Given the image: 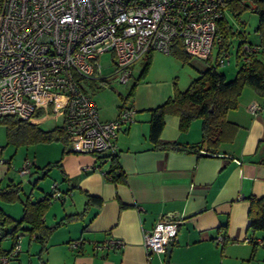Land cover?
I'll list each match as a JSON object with an SVG mask.
<instances>
[{
    "label": "crops",
    "instance_id": "0c3cea01",
    "mask_svg": "<svg viewBox=\"0 0 264 264\" xmlns=\"http://www.w3.org/2000/svg\"><path fill=\"white\" fill-rule=\"evenodd\" d=\"M149 56L145 75L139 76L143 67L140 59L145 60L147 54L133 64L131 85L136 83L132 94L127 100L114 101L116 106L110 111L101 110L93 99L94 91L90 92L102 121L115 119L122 104H129L135 111L134 119L119 130L116 138L124 181L107 180L103 172L109 160L99 164L95 153L70 149L61 156V148L56 158H47L51 142L30 143L29 158L23 146L9 142L0 130V186L10 181L20 183L21 200L28 195L39 199L44 194L37 196L33 189L42 176L40 167L61 157L60 165L55 166L60 170L59 182L51 186L68 193L63 198L56 193L52 196L60 204L50 202L43 221L52 226L66 215L81 213L54 228L47 238L46 250L40 254L41 243L31 238L26 224H21L20 231L30 237V254L25 260L18 258L20 241V251L11 258L18 261L13 264H165V254L148 255L143 244L144 231L164 217L181 219L172 239L169 264H241L249 257L254 242L260 240L256 255H264V231L248 229L246 200L248 195H264V110H248L251 103L264 101V96L249 86L243 88L237 107L226 113V119L237 127L235 134L220 145L216 155L155 149L148 136L149 109L172 97L175 87L184 90L204 64H198L197 74H189L186 82L180 73L184 67L172 54L152 51ZM235 60L223 66L228 67L224 72L227 78H232L239 66L240 61ZM89 86L94 89L96 85L91 82ZM129 88L118 94L125 98ZM39 119L43 120L41 116ZM200 139V119H193L187 130L181 131L178 116L165 115L160 140L195 144ZM24 160L29 162L30 171L22 174L19 170ZM87 195L100 198L101 204L98 206L95 200L87 203ZM218 235L223 237L220 246L214 241ZM111 238L121 239L123 245L98 246ZM72 241H78V245L70 246Z\"/></svg>",
    "mask_w": 264,
    "mask_h": 264
},
{
    "label": "built area",
    "instance_id": "2783aa9c",
    "mask_svg": "<svg viewBox=\"0 0 264 264\" xmlns=\"http://www.w3.org/2000/svg\"><path fill=\"white\" fill-rule=\"evenodd\" d=\"M231 1L0 0V116L30 119L40 109L44 115L62 112L72 151L116 153L118 132L135 111L123 106L115 119L100 120L88 84L101 78L127 83L139 58L152 51L169 53L176 38L187 54L205 59L220 41L217 21ZM105 52L111 53L108 75L99 62ZM248 110H264V101L251 103ZM29 171L24 160L19 172ZM180 222L164 217L145 230L146 253L165 254ZM5 236L0 229V240ZM214 241L221 245L223 237ZM122 245L121 239L111 238L98 246ZM19 251L17 236L11 249L0 248V264H8Z\"/></svg>",
    "mask_w": 264,
    "mask_h": 264
},
{
    "label": "trees",
    "instance_id": "16d2710c",
    "mask_svg": "<svg viewBox=\"0 0 264 264\" xmlns=\"http://www.w3.org/2000/svg\"><path fill=\"white\" fill-rule=\"evenodd\" d=\"M251 7L244 1L233 0L228 3V9L238 15L246 8H251L258 17L255 31L258 34V42L255 44L242 42L236 48L235 58L240 61L237 70L232 78H227L226 74L220 69L221 59L229 48V35L232 34L230 26L226 23L224 17L217 21V32L220 41L217 43V51L214 56L212 53L205 59H200L204 63V68L199 70V74L194 77L184 90L175 87L174 95L167 98L160 105L149 109V140L152 147L160 150L186 151L197 153L198 155H216L220 151V145L232 139L236 131V125L226 119V113L238 105V98L245 86L253 88L256 93L264 96V0H251ZM170 54H172L181 63H189L192 56L187 54L179 38H176L171 45ZM150 65L149 53L145 59L140 77L145 75ZM196 67V66H195ZM91 83V82H90ZM96 86H102L108 83V79L101 78L99 83L94 81ZM136 83V82H135ZM133 83L125 98L127 100L132 94ZM124 106L122 104L120 107ZM41 109L34 115L40 113ZM167 114L177 115L179 118V129L187 130L193 119L201 120V139L195 144H183L178 141L160 140V132L164 124V117ZM0 123L5 125L6 135L9 142L15 144L30 143H50L62 142L61 156L70 151V138L65 131L63 122L49 129H43L38 123L30 119H21L13 115L0 116ZM99 164L106 159L109 160V167L103 172L105 178L111 182H121L125 179V174L118 164L116 153H95ZM60 160L48 162L40 167L41 178L46 176L49 169L53 166H59ZM50 192L45 193L39 199H32L28 195L21 200L20 194L22 187L20 183L8 182L5 186H0V199L6 201L19 200L22 205V212L19 219L11 218L3 209L0 208V229L5 234L13 233L21 224L28 226V232L31 238L41 243L39 254L47 248V238L51 231L61 223L70 219H75L81 213H75L64 216L59 222L48 226L43 221V216L55 193H60L59 197L67 195V190H55L53 186ZM97 201L98 206L101 199L87 195L88 201ZM247 217L248 229L251 231H264V195H248ZM86 203V204H87ZM82 212V211H81ZM13 223L14 227L8 230L4 225ZM223 243V242H222ZM258 243L252 245L251 255H253ZM222 245V244H221ZM5 250V249H4ZM7 251V250H6ZM46 264V263H44ZM165 264H169L168 260Z\"/></svg>",
    "mask_w": 264,
    "mask_h": 264
},
{
    "label": "rangeland",
    "instance_id": "374dc122",
    "mask_svg": "<svg viewBox=\"0 0 264 264\" xmlns=\"http://www.w3.org/2000/svg\"><path fill=\"white\" fill-rule=\"evenodd\" d=\"M245 3L247 5H249L250 7L252 5L251 0H245ZM250 7L244 9L238 15H236L235 13H233L229 9L226 10L224 13V19H225L226 23L230 26L232 34L229 35V48L227 51V57L224 59V63L220 64V66H219L223 72H227L228 67L227 68L223 67L224 65H226L227 61H229V63H231V64H234L236 62L235 54H236V48L239 44H241L242 42H244V44H247V43L255 44L258 42V34L255 31V28H256V25L258 22V17H257V14ZM217 47H218V44H215L213 46L212 56H214L216 54ZM110 59H111V53L110 52H105L104 54H101L99 56V62L101 63V66H102V74L103 75H108L111 73L112 65L110 64ZM140 60H142L143 64H144L145 60L144 59H140ZM200 63L202 64L203 61L200 60L199 58H195V57H192L190 59L189 63H181L184 67V68H182V70L180 72L181 73V79H185V77H186V82H189V80H190L189 74H192L193 76H195L197 74L196 73V67ZM138 67H140V65L137 66V68ZM134 74L136 75L137 72H135ZM132 81H133L132 77L127 83H120L115 78H113V79L109 78V83H106V84H103L102 86H99V87H101L100 89H97L96 86L94 87V89L93 88L90 89V86H89L90 83H89L88 84L89 88H87V90H88V92L94 91L93 92V99L96 100V102L99 105H101V110L110 111V109H112L113 106H116L114 104V101H116L117 99L119 102L121 101V96L118 93H120V94L126 93L127 89L130 87ZM96 83H99V81L97 80ZM186 84H188V83H186ZM183 88H185V87H183ZM125 106H129V104H127ZM40 116H41V119H43L42 121L39 119ZM30 121L39 122V126L41 128H44V129L45 128H51L55 125H60L62 123V112L60 113V115L59 114L56 115L52 110H50L49 112H47L44 115L43 111H40V113H38L37 115L31 116ZM0 130L3 132L5 137L8 138L6 135V129H5L4 124L0 123ZM20 145L23 146L22 147L23 153L28 154L29 158H32V154H31V150H30L31 144H20ZM45 145H47V144H45ZM48 145H49L48 146L49 148L47 150L48 151L47 153L49 156H47V158H56L55 155L60 152V150L63 146L62 142H60V141L51 142V144H48ZM37 152L41 153L43 151L38 150ZM22 164H23V162H22ZM38 166L40 167L41 165H38ZM59 171H60L59 168H57L55 166L51 167L48 171V174L37 181V186L35 189H33V192H34L33 194L39 196V194L42 195V194H45L47 192H50V190L53 188V186H51V185L59 182L58 181ZM56 191H58V190L56 189ZM51 202L54 203L56 201L54 199H52ZM56 203L60 204L59 202H56ZM0 206L3 207L4 212L7 213L11 218L19 219V217L21 216L22 205H21V202L19 200L6 201L3 199H0ZM49 207H51L50 204H49L46 212L50 209ZM4 227L8 230H11L14 227V224L9 223V224L4 225ZM20 232H23L24 234L20 235ZM17 236H18V240H19V245H20V241H21V252H20L18 258H20V259L22 258L23 260H25V257L28 254H30L29 248L27 247V245L30 241V237L26 232L20 231L19 227H18L17 231H15L14 233H7L6 236L0 240V248L5 249V250L11 249L14 240L17 239ZM218 245L220 246V244H218ZM256 247L257 248L255 249L253 255H251V253H250L249 257H245L244 260L241 261V264H264V255H262V254H260L258 256L256 255L258 249H260L261 246H259V244H258V246H256ZM31 251H32V249H31ZM14 260H16V259H10L8 261V263L13 264V263L18 261V260L17 261H14Z\"/></svg>",
    "mask_w": 264,
    "mask_h": 264
},
{
    "label": "water",
    "instance_id": "95a60500",
    "mask_svg": "<svg viewBox=\"0 0 264 264\" xmlns=\"http://www.w3.org/2000/svg\"><path fill=\"white\" fill-rule=\"evenodd\" d=\"M171 245H172V241H170L166 247V251H165V260L167 261L169 258V254H170V249H171Z\"/></svg>",
    "mask_w": 264,
    "mask_h": 264
}]
</instances>
